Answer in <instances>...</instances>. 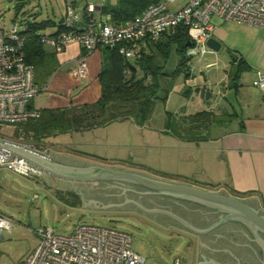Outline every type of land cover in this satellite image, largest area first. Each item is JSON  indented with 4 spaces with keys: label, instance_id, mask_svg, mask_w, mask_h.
<instances>
[{
    "label": "crops",
    "instance_id": "obj_1",
    "mask_svg": "<svg viewBox=\"0 0 264 264\" xmlns=\"http://www.w3.org/2000/svg\"><path fill=\"white\" fill-rule=\"evenodd\" d=\"M102 3L95 6L94 18L101 15L98 5ZM84 8L85 5L77 6L74 3L76 12L82 13ZM210 21L214 26L212 37L220 42V49L225 46L230 57L234 58L230 65L224 62L223 68L215 70L212 69L215 63L208 62L206 57L215 55L216 51L207 50L200 56L202 58H191L190 74L188 78H184L186 88L181 90V94L186 101L194 100L192 106L202 109L182 110L179 106L178 113L174 114L182 121L183 116L204 111L202 116L204 124L198 128L200 135H178L176 130L173 131L174 136L181 139L178 142L182 144L176 147L175 153H171L174 161L179 163V169L170 171L176 178L158 176L155 178L184 183L211 192H225L264 211V90L255 84L257 70L264 69V28L239 22H226L216 16L211 17ZM44 48L47 52H54L55 68L46 80L43 79L37 84L40 89L29 102L31 108L37 110L46 107L62 108L91 103L98 99L101 88L98 79L101 67L99 49L87 54V73L84 77H78L74 70L80 56L86 54V50L80 44L71 43L59 52L48 45H44ZM236 69L239 72L238 76L235 74L233 76ZM196 71L201 73V79ZM169 95L170 92L167 98ZM186 103L187 106L191 105V102ZM72 133L69 134L70 137ZM0 139L26 148L32 142L23 139L22 135L12 138L10 135L0 134ZM47 141L45 139L41 148H37L36 151L68 165H85L80 163L85 160L81 159L83 157L81 154L88 153L76 150L71 145H64L66 143H62L65 147H59L60 151H55ZM195 153L200 155L194 157ZM85 161L88 165H97ZM180 164L184 167L180 168ZM131 171L147 175L138 170ZM2 172L8 174L3 176ZM15 176L32 177L0 167V204L7 208L8 202L16 199L18 189L22 187L17 183ZM36 177L44 180L57 178L44 173ZM78 204L81 205L80 198ZM0 212L13 218V214L1 207ZM12 224L13 221L8 229L2 230L0 239L3 238L4 232L10 233ZM196 239L194 244L198 245V238ZM195 261L198 263V259Z\"/></svg>",
    "mask_w": 264,
    "mask_h": 264
},
{
    "label": "rangeland",
    "instance_id": "obj_2",
    "mask_svg": "<svg viewBox=\"0 0 264 264\" xmlns=\"http://www.w3.org/2000/svg\"><path fill=\"white\" fill-rule=\"evenodd\" d=\"M20 1L0 0V27L7 30L16 25L21 30L28 22L49 18L55 25L46 27L40 33L50 34L56 30L67 4L74 2L77 6H84L89 2L95 5L104 2L112 5L117 0H26L17 9ZM183 1L176 0L169 6L177 8ZM200 56L203 55L193 57L202 58ZM207 58L208 62L215 63L212 68L215 70L223 68L224 62L230 65L234 57H230L224 46ZM168 67L171 68V64ZM196 74L201 79V73L196 71ZM184 88V77L178 75L169 97L156 99L151 115L142 124L129 119L96 127L85 133H72L71 137L70 132L59 133L47 137L48 145L55 151H60L59 147L63 148L64 145H71L76 150L88 153L81 154V159L97 165L134 169L152 177L176 178L170 171L179 169V163L174 161L171 153H175L176 147L182 144L173 131L176 130L178 135H200L198 128L187 129L188 122L179 120L174 114L178 113L179 106L182 110L202 109L192 106L194 100L186 101L181 94ZM186 102H191V105L187 106ZM167 114L170 115L167 117ZM0 134H15L14 125L0 123ZM182 155L185 156V153ZM199 155L195 153L194 157ZM85 160L80 163L88 165ZM181 165L180 168H183L184 165ZM2 173L3 176L8 174ZM31 176H15L17 183L22 186L18 189L16 199L8 202L9 208L0 204L1 209L13 214L10 233L4 232L0 239V264H23L27 254L37 244L35 231L39 228L48 227L55 234L65 235L83 223L109 226L129 233L132 248L145 259L143 264H197L198 245L194 244V240L197 241L194 235L178 230L173 224L164 225L136 209L82 207L78 204L79 196L74 189H58L55 178L44 180Z\"/></svg>",
    "mask_w": 264,
    "mask_h": 264
},
{
    "label": "built area",
    "instance_id": "obj_3",
    "mask_svg": "<svg viewBox=\"0 0 264 264\" xmlns=\"http://www.w3.org/2000/svg\"><path fill=\"white\" fill-rule=\"evenodd\" d=\"M175 1L150 4L140 14L119 24L109 14L97 23L91 19L79 24L82 15L71 4L62 21L66 29L42 35L41 42L57 52L70 43L80 44L86 54L80 56L74 73L84 77L88 70L87 54L100 45L118 46L125 58H133L161 33L183 25L194 43L188 55L194 56L208 50L206 41L212 37L214 26L210 19L213 16L264 28V0H184L177 8H171L169 5ZM94 9L89 3L84 10L89 15ZM23 43L24 37L16 25L7 30L0 27V123L8 125L39 117V111L29 107L39 88L34 83L33 66L25 62ZM256 74L255 84L264 90V69L257 70ZM27 148L37 150L31 143ZM7 155L11 160L2 161ZM0 167L23 176L42 174L34 165L3 149H0ZM12 221L0 212V233ZM35 233L37 244L23 264H143L145 261L132 248L131 235L113 227L83 223L65 235L55 234L48 227L39 228Z\"/></svg>",
    "mask_w": 264,
    "mask_h": 264
},
{
    "label": "trees",
    "instance_id": "obj_4",
    "mask_svg": "<svg viewBox=\"0 0 264 264\" xmlns=\"http://www.w3.org/2000/svg\"><path fill=\"white\" fill-rule=\"evenodd\" d=\"M159 1L161 0H117L112 5L102 3L98 5L101 14L98 18H94L95 9L89 15L84 10L80 13L83 20L79 24L91 19L97 23L106 14L110 15L113 22L119 24L140 14L148 5ZM24 2L26 0H21L17 4V9ZM71 4L74 7V3L71 2L66 8ZM65 11L61 14L56 30L47 35L57 34L66 29L62 24ZM52 25H55V22L47 18L28 22L20 30L24 37L25 62L34 68L36 86L41 80H46L55 68L54 52L45 50L41 36L46 34L40 33ZM188 41L187 28L177 25L161 33L137 57L125 58L119 52L118 46H98L101 55L98 73L101 88L98 99L81 105L39 109V117L17 123L15 134L10 137L22 135L23 139H29L32 141L30 143L39 149L47 137L59 133L82 132L129 119L144 123L151 115L156 99L167 98L177 76L182 74L184 78L189 77V62L193 56L188 55ZM170 64L171 68L168 67ZM237 72L236 69L233 76L234 74L238 76ZM38 88L40 89V86ZM29 107L31 108L30 104ZM204 113L200 111L187 117L183 116L182 121L188 122L186 128H199L204 124L202 118Z\"/></svg>",
    "mask_w": 264,
    "mask_h": 264
},
{
    "label": "water",
    "instance_id": "obj_5",
    "mask_svg": "<svg viewBox=\"0 0 264 264\" xmlns=\"http://www.w3.org/2000/svg\"><path fill=\"white\" fill-rule=\"evenodd\" d=\"M193 45V41L189 39L187 47H193ZM206 45L213 51L220 49V42L214 37L208 38ZM0 149L23 158L40 169L44 174L58 177L55 178L57 188L74 189L81 199L82 207L136 209L164 225L168 223L175 225L172 220L166 218L169 215L196 234H205L223 222L236 220L247 225L255 235V239L261 245H264V239L259 235V232L264 233V211L225 192H211L192 185L150 177L135 171L120 168H110L100 165L72 166L3 139H0ZM4 160L11 159L8 156V158L2 159V161ZM91 182L98 183L92 184ZM114 183L129 184L130 187L120 190ZM137 187H140L141 190H137ZM138 194L158 195L176 201H184L190 205V210L192 209V212L188 211L189 213L185 214L189 218H194V215L195 217L199 215L202 217L200 219L204 224L199 225L196 222H189L171 209L165 208L164 206L167 203L164 200L155 199L156 202L162 205L161 207H157L148 202L150 201L148 200L149 197L141 199ZM219 213H223L224 216H221L219 220L206 227L214 215ZM203 226L204 228H201ZM231 243L235 246L234 249L229 246V242H215L208 237H204V239L198 238L197 264H246L243 256V258H239L233 253L236 250H241L244 247L243 245L246 246V244L235 241ZM214 250L227 252L229 256H234L236 261L233 258L216 259L210 254ZM260 264H264V260Z\"/></svg>",
    "mask_w": 264,
    "mask_h": 264
},
{
    "label": "flooded vegetation",
    "instance_id": "obj_6",
    "mask_svg": "<svg viewBox=\"0 0 264 264\" xmlns=\"http://www.w3.org/2000/svg\"><path fill=\"white\" fill-rule=\"evenodd\" d=\"M115 185H117L116 187L119 188L120 190H123V188L130 187L129 184H122V183H117ZM136 189L141 190L140 187H137ZM139 196L141 199L142 198L145 199V197L146 198L149 197L148 200L150 201L148 202L151 203L152 205H156L157 207L158 206L161 207L162 205L156 202L155 199H159L161 201L164 200L167 203L164 206L165 208L167 207L168 209H171L176 214H178L179 216H181L182 218L186 219L189 222H196L199 225L204 224V222L200 219L202 217H200L199 215H197V217H195L194 215V218L193 217L189 218L188 215L185 214V213L192 212L191 211L192 209L190 210V207H189L190 205L184 201H176V200L164 198L158 195H139ZM176 206L178 207L179 210L177 209ZM221 216H224V214L219 213V214L214 215V217L210 220L209 224H207L206 227H208L212 223L219 220ZM166 218H169L170 220H172V222L175 223V225L173 226H175L178 230L192 234L196 238L204 239V237H208L214 240L215 242H218V241L222 243L229 242V246L232 249H234L235 246L231 242L235 241V242H242V244H246V246L243 245L244 247H242L241 250L239 251L236 250L233 252L239 258L243 256L244 258L243 257L242 258L245 260L246 264H260L261 261L264 260V245H261L255 239V235L252 233L251 229L247 225L241 222H238L236 220H228L226 222L221 223L218 227L206 232L205 234L204 233L196 234V233H193L191 230H189L186 226L182 225V223H180L176 219L170 217L169 215H167ZM201 228H204V226ZM259 235L262 239H264V233L259 232ZM210 254L214 256L216 259L222 260V259H232L233 258L235 260L234 256H229L227 252H224L222 250H214V251H211Z\"/></svg>",
    "mask_w": 264,
    "mask_h": 264
}]
</instances>
